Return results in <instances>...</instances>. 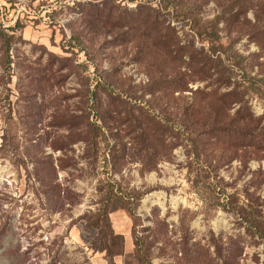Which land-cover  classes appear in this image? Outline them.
<instances>
[{
    "label": "rangeland",
    "instance_id": "374dc122",
    "mask_svg": "<svg viewBox=\"0 0 264 264\" xmlns=\"http://www.w3.org/2000/svg\"><path fill=\"white\" fill-rule=\"evenodd\" d=\"M106 211L114 264H264V0H0V264H109Z\"/></svg>",
    "mask_w": 264,
    "mask_h": 264
},
{
    "label": "trees",
    "instance_id": "16d2710c",
    "mask_svg": "<svg viewBox=\"0 0 264 264\" xmlns=\"http://www.w3.org/2000/svg\"><path fill=\"white\" fill-rule=\"evenodd\" d=\"M117 200L120 201L121 199L118 198ZM121 207L124 208L125 205L122 203ZM85 220L89 227L97 230V235L91 244V248L95 251L101 252L109 264H114L115 257L124 254L125 238L122 234L115 233L109 213L107 211L99 214L97 213L91 217H85ZM252 222L255 224L258 222L256 216L252 218ZM258 226L261 227L260 224H258ZM117 241L120 242L119 250H116Z\"/></svg>",
    "mask_w": 264,
    "mask_h": 264
},
{
    "label": "crops",
    "instance_id": "0c3cea01",
    "mask_svg": "<svg viewBox=\"0 0 264 264\" xmlns=\"http://www.w3.org/2000/svg\"><path fill=\"white\" fill-rule=\"evenodd\" d=\"M124 257H127L131 260V256H132V248L130 246H128L127 242H126V247H125V251H124ZM99 260H103L101 258H99ZM118 260V259H117ZM104 261V260H103ZM118 262V261H117ZM101 264H104V263H101ZM107 264V263H106ZM119 264V263H118Z\"/></svg>",
    "mask_w": 264,
    "mask_h": 264
}]
</instances>
